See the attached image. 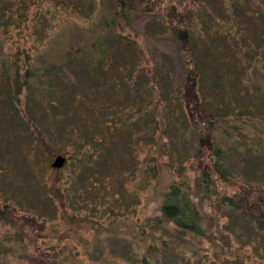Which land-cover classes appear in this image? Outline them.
<instances>
[{
	"label": "rangeland",
	"instance_id": "1",
	"mask_svg": "<svg viewBox=\"0 0 264 264\" xmlns=\"http://www.w3.org/2000/svg\"><path fill=\"white\" fill-rule=\"evenodd\" d=\"M153 2L150 11L129 12L121 34L111 33L106 26L105 42L111 45L112 61L106 79L102 75L96 80L91 76L96 68L88 63L85 45L90 31L108 19L98 0H0V205L13 208V218L25 212L33 214L44 225L45 233L34 245L24 236L16 237L10 225L0 220V264H29L24 256L27 252L53 256L54 264H141L133 261L136 228L144 226L147 230L145 222L158 213L159 194L171 182L185 180L193 184L197 168L195 150L200 138L192 128L183 137L179 132L178 150L184 156L171 160L163 154L154 169L143 140L129 148L130 169L118 159L111 175L100 164L93 170L84 168L81 174H77L78 169L71 172L70 161L62 164L60 170L55 169L50 161L60 146H54L52 137L61 130L59 124L35 109L22 87L13 95L8 81L14 57L19 73L22 71L21 50L28 55V65L40 70L48 63H61L65 49L76 45L85 49L78 52L83 71L77 78L73 76V81L83 83L86 75L91 76L100 103L106 100L102 85L119 81L117 76L114 79L113 71L126 63L128 57L132 61L134 57L137 68L141 65L144 68L131 74L132 81L142 80L144 84L151 72L145 69L156 67L161 72L157 73L160 82L170 83L172 89L177 88L184 76L187 83H192L194 79L187 74L179 57L176 34L162 16L166 0ZM175 3L183 11L181 22L198 59L201 74L197 91L218 116L226 119L217 125L213 140L226 152V165L237 174L238 180L246 182L247 187L264 184V122L257 118L264 117V98L252 97V91L264 92V0H175ZM23 5L27 6L25 18L21 16ZM96 56L102 63L107 62L101 53ZM105 95H110L109 90ZM184 102L190 103V99ZM147 106L148 102L144 108ZM96 115L107 118L101 117L100 110ZM243 118L248 120L242 122ZM233 122L257 155L246 159L238 155L237 140L241 137L230 126ZM223 124L226 132L222 130ZM38 135L49 151L40 144ZM114 142L118 150H125L121 137H114ZM126 155L125 150L124 158ZM58 175L63 179L62 200L50 190ZM218 199L212 196L210 204L204 202L200 209L206 216L217 217L218 227L228 235L230 245L219 238L216 223L208 226L209 239L175 236L169 223L162 237L173 247L175 259L158 264H264L263 230L240 210ZM62 207L67 217L62 214Z\"/></svg>",
	"mask_w": 264,
	"mask_h": 264
},
{
	"label": "trees",
	"instance_id": "2",
	"mask_svg": "<svg viewBox=\"0 0 264 264\" xmlns=\"http://www.w3.org/2000/svg\"><path fill=\"white\" fill-rule=\"evenodd\" d=\"M29 1L33 2V0ZM98 3L102 9L106 10L108 19L102 21L92 32L90 31L89 42L85 45L87 49L84 47L85 51L88 50V63L96 68L91 75L96 80L102 75L106 79L109 64L112 61L109 56L111 45L105 42L107 41L105 40L106 26L111 33L121 34L128 22L129 12L150 11L154 2L153 0H98ZM26 8L27 6H22L23 18L27 12ZM163 8L165 12L162 16L166 18L168 26L176 34L181 63L186 68L187 74L194 79L190 84L184 76L183 81L176 86L177 88L172 89L170 83L160 82V78L157 77L160 71L156 67L152 68L153 71L150 68L145 69L151 72L144 84L142 80L132 81L131 74L138 73L144 68L142 65L137 68L134 57H132L133 61L128 57V60L125 58L126 63L123 62L121 67L118 66V69L113 71L114 79L117 76L119 81L116 83L114 81L111 85L106 83L102 85L106 100L100 103L97 97L98 88L90 80L91 76L86 75L83 83L77 79L73 81L78 73L83 71V60L81 56H78L81 48L79 46L71 45L66 48L61 63L51 62L40 67V70H33L28 65V55L25 50H21L23 56L21 73L18 71L16 57L9 66L11 72L8 81H10L13 95L22 87L31 105L40 110L42 115L49 116L50 120L59 124L60 134L57 133L56 137H52L53 144L56 148L60 146L59 152L56 153L64 157L66 163L63 162V165H67V161H70V165L73 166L71 172L78 169L77 174H81L84 168L93 170L100 164L105 173L111 175L117 168L114 164L117 159L126 169H130L132 156L129 148L142 140L147 144L151 169H154L157 168L159 156L163 154L169 155L171 160L175 156L177 158L184 156L181 155V150H178L179 132L183 137L192 128L199 136L195 150L197 168L193 184L189 185L185 180L171 182L165 191L160 192L156 204L158 213L150 219L147 218L148 221L145 222L147 230L144 226L136 228L138 234L135 236L136 251L133 261H140L141 264H158L165 259L174 261L173 247H170L166 238L162 237V232L167 230L169 223L172 224L170 232L175 236L189 235L208 239L211 236L208 226L216 223L219 238L230 245L228 235L221 232L222 230L218 227L217 217L206 216V213L201 211L203 209H200L204 202L210 204L212 196H218V200L223 204L240 210L249 221L264 232V184L255 183L247 187L244 185L246 182L242 183L238 180L237 174L235 175L226 165V152L213 140L217 125L226 122V119L218 116L213 110L214 107H211L197 91V80L201 72L197 66L198 59L190 36L186 26L181 22L184 18L183 11L179 10L175 0H166ZM122 45L127 47L125 43ZM90 52L93 53L90 54ZM97 53L104 55L102 57L107 62L102 63L96 56ZM97 67L100 68L97 69ZM106 90H109L110 95H105ZM137 97L141 99V102L136 100ZM252 97L264 98V92L252 91ZM186 98L190 99V103L184 102L187 101ZM173 99H176V103L172 102ZM135 102H137L135 107H128ZM147 102L148 106L144 108ZM99 110L102 112L101 117L105 115L106 119L98 118L96 113ZM252 115L258 114L252 113ZM259 117L257 118L264 122V117ZM249 118L254 119V117ZM247 120L248 118L241 119L242 122ZM230 126L237 129L241 137V142L237 140L240 144L238 155L245 159L257 155L255 150L247 146L244 138L246 135L239 131L238 125L233 122ZM221 127L226 132V125L223 124ZM103 129L106 130L105 134L102 133ZM116 136L121 137L122 148L128 155L125 156L126 159L124 158L125 150H118L114 142ZM38 139L40 144L49 151V147L39 135ZM118 151L120 155L117 154ZM210 157H213L212 160L209 159ZM59 168L61 167H55L57 170ZM92 173L96 174L94 171ZM62 184L63 179L58 175L50 188L51 193H55L58 200L64 197ZM194 198L198 201L196 202ZM12 209L8 205H0V220L10 225L16 237L24 236L28 242L36 245L37 238L45 235L42 232L44 225L29 212L13 218ZM61 209L64 214L65 208ZM64 217L67 215L64 214ZM69 218L72 216L69 215ZM24 256L29 264H54L53 256L50 255L27 252Z\"/></svg>",
	"mask_w": 264,
	"mask_h": 264
},
{
	"label": "water",
	"instance_id": "3",
	"mask_svg": "<svg viewBox=\"0 0 264 264\" xmlns=\"http://www.w3.org/2000/svg\"><path fill=\"white\" fill-rule=\"evenodd\" d=\"M64 162V157L60 153L54 154L52 160L50 161V165L53 167H60Z\"/></svg>",
	"mask_w": 264,
	"mask_h": 264
}]
</instances>
